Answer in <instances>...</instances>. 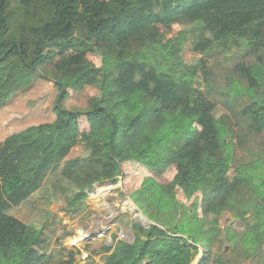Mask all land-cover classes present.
<instances>
[{"label": "trees", "instance_id": "obj_1", "mask_svg": "<svg viewBox=\"0 0 264 264\" xmlns=\"http://www.w3.org/2000/svg\"><path fill=\"white\" fill-rule=\"evenodd\" d=\"M90 47L101 66L62 54ZM236 52L217 116L196 81L213 88L209 60ZM39 77L57 91L54 119L0 142V264H193L201 249L199 264H264V150L252 143L264 135V0H0V108ZM87 88L85 109L65 107ZM127 165L176 175L143 179L131 197L151 224L131 223V243L113 234L100 260L12 214L33 199L79 214ZM224 213L234 223L222 229Z\"/></svg>", "mask_w": 264, "mask_h": 264}, {"label": "rangeland", "instance_id": "obj_2", "mask_svg": "<svg viewBox=\"0 0 264 264\" xmlns=\"http://www.w3.org/2000/svg\"><path fill=\"white\" fill-rule=\"evenodd\" d=\"M161 30L165 36L171 38L180 31V27L174 26L168 32L163 27H161ZM62 54L74 62L88 61L97 67L101 66L102 63V53L95 47H90L84 51L67 50ZM183 56L189 65H195L202 57L195 54L190 47L184 49ZM235 58L233 56L227 58L217 56L215 59L209 60V65L215 72V76L211 81L213 88L210 89L205 86L206 83L201 76H198L199 79L197 78L196 81L209 99L218 104L217 116L226 113L223 105L224 99L219 91L224 89L226 85V78L229 77V72L233 69V62L237 63L239 61L237 52ZM95 93L96 91L93 88L75 93L66 102L65 107L69 110H83L86 108L88 97ZM56 96L57 91L54 84L49 79L39 77L29 89L19 93L6 107L0 108V142L31 125L52 121L54 119L53 108ZM244 104L245 102H239L237 109ZM262 120L264 121V118ZM252 143L258 151L259 148L264 150V135L259 140H253ZM247 152V150L241 149L237 151L236 155L240 162L247 157ZM262 162V159L256 158L251 166L256 171L260 170ZM125 169L128 176L127 178L121 177L118 183L95 185L89 191L83 210L79 214L73 216L65 214L60 203L50 207L38 206L42 201L37 199H33L25 207L14 209L12 214L26 223H35L42 226L49 223V226L45 228V232L55 237V240H52L53 244L62 239L63 245L68 249H81L82 256L79 259H87L89 253L93 251L98 252L95 255L92 252L93 258L100 260L102 257L99 254L100 249L104 245L110 246L113 244V234H117L119 240L131 243L134 240L131 223L149 225L141 219L142 212L131 197L139 189L143 179L152 176L158 183L167 185L172 182L176 175L175 166H169L156 175L136 165H127ZM176 197L186 206H190L191 203L187 202L181 192H178ZM233 223L234 219L231 214L224 213L219 219V228L224 229ZM220 238H223V236H220ZM227 247L225 246V249ZM204 252L201 249V253L197 257L198 260L201 261L206 256ZM195 263L198 264L197 261Z\"/></svg>", "mask_w": 264, "mask_h": 264}, {"label": "water", "instance_id": "obj_3", "mask_svg": "<svg viewBox=\"0 0 264 264\" xmlns=\"http://www.w3.org/2000/svg\"><path fill=\"white\" fill-rule=\"evenodd\" d=\"M102 184H106V183H102ZM140 217H141V219H142L143 221L147 222L149 225L151 224V222H150V221L144 216L143 213H141V216H140ZM227 249H228V247H227ZM227 249H226V250H227ZM196 261L198 262V264L200 263V260L197 259ZM196 261H195V262H196ZM195 262H194L193 264H197V263H195Z\"/></svg>", "mask_w": 264, "mask_h": 264}]
</instances>
